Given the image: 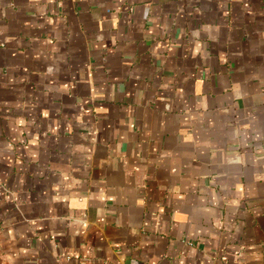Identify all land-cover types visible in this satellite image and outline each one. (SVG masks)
Segmentation results:
<instances>
[{"label":"crops","instance_id":"0c3cea01","mask_svg":"<svg viewBox=\"0 0 264 264\" xmlns=\"http://www.w3.org/2000/svg\"><path fill=\"white\" fill-rule=\"evenodd\" d=\"M0 264H264V0H0Z\"/></svg>","mask_w":264,"mask_h":264}]
</instances>
